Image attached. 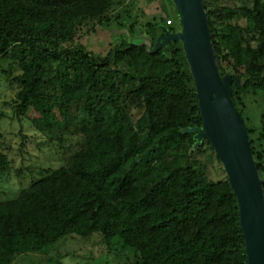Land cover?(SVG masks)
I'll return each mask as SVG.
<instances>
[{
	"label": "trees",
	"instance_id": "1",
	"mask_svg": "<svg viewBox=\"0 0 264 264\" xmlns=\"http://www.w3.org/2000/svg\"><path fill=\"white\" fill-rule=\"evenodd\" d=\"M127 1L0 0V72L16 86L12 115L68 160L0 200V264L48 255L74 235L101 236L122 264H248L224 165L208 139L194 148L196 132H183L203 126L183 43L150 53L136 37L137 28L154 40L163 26L178 32L175 4L161 3L164 13L140 24ZM225 2L204 0L212 42L221 74L231 69L242 82L232 84L233 99L264 178V111L254 128L240 107L244 95L264 94V0ZM98 26L110 27L106 54L79 43ZM1 143L5 175L11 161ZM210 161L225 178L209 176Z\"/></svg>",
	"mask_w": 264,
	"mask_h": 264
},
{
	"label": "water",
	"instance_id": "2",
	"mask_svg": "<svg viewBox=\"0 0 264 264\" xmlns=\"http://www.w3.org/2000/svg\"><path fill=\"white\" fill-rule=\"evenodd\" d=\"M180 30L164 34L156 40L137 28L150 53H156L168 42L181 41L198 91L203 126L185 127L194 133L197 148L208 139L214 146L228 174L240 205L241 225L248 252V264H264V178H262L245 121L236 108L232 84L242 82L234 74L222 75L216 49L212 42L209 15L204 0H173ZM117 34L128 29H114ZM132 40L135 37L131 38Z\"/></svg>",
	"mask_w": 264,
	"mask_h": 264
},
{
	"label": "rangeland",
	"instance_id": "3",
	"mask_svg": "<svg viewBox=\"0 0 264 264\" xmlns=\"http://www.w3.org/2000/svg\"><path fill=\"white\" fill-rule=\"evenodd\" d=\"M167 1L130 0L127 4L132 2V8L140 14V24H144L154 16L164 13L161 3ZM226 1L229 2L225 4L233 3L230 0ZM174 15L172 11V16ZM115 28H112L113 32ZM112 41L110 27L98 26L95 31L88 32L79 43L90 52L106 54L111 48ZM228 72L234 73L231 69ZM15 93L16 86L10 84L6 76L0 72V139L2 150L11 161L10 172L0 175V200L14 198L21 188L31 184L41 168H57L68 161L57 155L58 150L55 147L44 144V140L30 121L20 122L13 117L12 107ZM243 97V104L241 103L240 107L243 108L248 118V124L259 128L264 111V94L249 93ZM21 132L28 139L24 140ZM209 176L214 180L225 178V172L217 161H210ZM56 261L62 264H122L119 255L109 252L103 238L99 235L87 239L76 235L68 236L58 242L48 255L23 254L13 264H53Z\"/></svg>",
	"mask_w": 264,
	"mask_h": 264
},
{
	"label": "built area",
	"instance_id": "4",
	"mask_svg": "<svg viewBox=\"0 0 264 264\" xmlns=\"http://www.w3.org/2000/svg\"><path fill=\"white\" fill-rule=\"evenodd\" d=\"M168 24H172L170 20L167 21Z\"/></svg>",
	"mask_w": 264,
	"mask_h": 264
}]
</instances>
